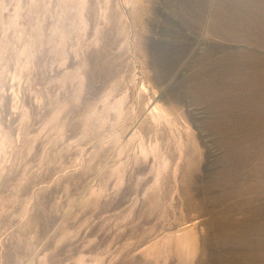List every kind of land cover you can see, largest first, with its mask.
I'll return each instance as SVG.
<instances>
[{
	"label": "rangeland",
	"instance_id": "1",
	"mask_svg": "<svg viewBox=\"0 0 264 264\" xmlns=\"http://www.w3.org/2000/svg\"><path fill=\"white\" fill-rule=\"evenodd\" d=\"M0 264H264V0H0Z\"/></svg>",
	"mask_w": 264,
	"mask_h": 264
}]
</instances>
